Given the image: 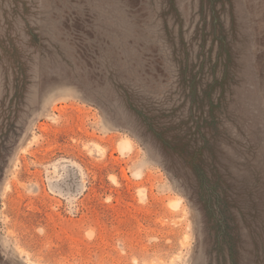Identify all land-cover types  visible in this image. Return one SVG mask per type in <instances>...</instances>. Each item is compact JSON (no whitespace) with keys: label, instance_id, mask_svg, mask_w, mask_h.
<instances>
[{"label":"rangeland","instance_id":"obj_1","mask_svg":"<svg viewBox=\"0 0 264 264\" xmlns=\"http://www.w3.org/2000/svg\"><path fill=\"white\" fill-rule=\"evenodd\" d=\"M0 264H264V0H0Z\"/></svg>","mask_w":264,"mask_h":264}]
</instances>
